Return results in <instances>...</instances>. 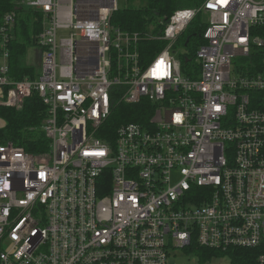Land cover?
I'll list each match as a JSON object with an SVG mask.
<instances>
[{"label": "built area", "instance_id": "built-area-1", "mask_svg": "<svg viewBox=\"0 0 264 264\" xmlns=\"http://www.w3.org/2000/svg\"><path fill=\"white\" fill-rule=\"evenodd\" d=\"M116 2L21 0L43 18L35 79L12 77L19 14L0 13V108L37 94L48 141L0 143V264H169L192 239L264 264V0H206L154 36L113 27ZM198 15L202 43L178 59ZM116 98L150 111L113 132Z\"/></svg>", "mask_w": 264, "mask_h": 264}, {"label": "trees", "instance_id": "trees-1", "mask_svg": "<svg viewBox=\"0 0 264 264\" xmlns=\"http://www.w3.org/2000/svg\"><path fill=\"white\" fill-rule=\"evenodd\" d=\"M206 0H148L144 8L119 9L111 16L110 24L121 31L130 33H145L148 27L154 26V33L161 29L159 22L167 23L176 10L199 8ZM21 0H0V13H18L16 40L10 45V70L16 80L28 76L35 79L38 67L25 64L27 51L36 47V37L42 31V14L39 11L25 10L20 4ZM201 16L183 31L179 42L183 45L187 41V51L194 55L197 47L202 43V34L205 26H200ZM165 46L163 41H145L140 43V52L145 58L152 59ZM150 106L145 101L137 105H126L115 99L108 127L114 130L126 123H140L141 115L150 111ZM46 114V107L42 104L37 94L26 100L21 111L10 108H0V117L6 122V127L0 130V143L13 142L23 148L27 153L44 154L48 151V141L40 130V125ZM148 118V117H147ZM146 119V118H145ZM197 256L201 263L210 262L213 257H227L229 264H257L261 250L230 249L225 253L199 247L192 239L187 250Z\"/></svg>", "mask_w": 264, "mask_h": 264}, {"label": "rangeland", "instance_id": "rangeland-1", "mask_svg": "<svg viewBox=\"0 0 264 264\" xmlns=\"http://www.w3.org/2000/svg\"><path fill=\"white\" fill-rule=\"evenodd\" d=\"M148 4V0H117L118 9H125V8H144ZM161 29L159 32L164 30L166 23L159 22ZM154 26H150L147 29V33L150 36L156 35L154 33ZM64 34L63 32L59 33V38H61ZM17 36V34H15ZM152 41V40H151ZM174 50L176 51V56L180 59L183 53L186 51L183 48V44L179 41L174 45ZM35 51L37 53H35ZM36 58H34V55ZM41 53L37 51L36 47H31L28 49L26 57H25V64L28 66H35L36 68L39 66L40 63ZM39 74V73H38ZM37 74V76H38ZM172 256L169 259V264H198L200 261L196 255L190 254L187 256L186 252L181 250H177L175 252H171ZM209 264H229V259L227 257H213Z\"/></svg>", "mask_w": 264, "mask_h": 264}, {"label": "crops", "instance_id": "crops-1", "mask_svg": "<svg viewBox=\"0 0 264 264\" xmlns=\"http://www.w3.org/2000/svg\"><path fill=\"white\" fill-rule=\"evenodd\" d=\"M81 0H60V4L62 6H69V5H73L75 6L76 4L80 3ZM117 3V2H116ZM118 6V5H117Z\"/></svg>", "mask_w": 264, "mask_h": 264}, {"label": "water", "instance_id": "water-1", "mask_svg": "<svg viewBox=\"0 0 264 264\" xmlns=\"http://www.w3.org/2000/svg\"><path fill=\"white\" fill-rule=\"evenodd\" d=\"M187 45V42L185 43V46ZM187 61V60H186Z\"/></svg>", "mask_w": 264, "mask_h": 264}]
</instances>
